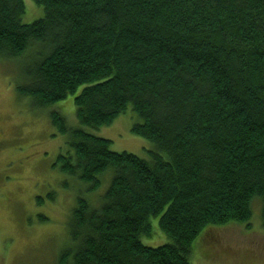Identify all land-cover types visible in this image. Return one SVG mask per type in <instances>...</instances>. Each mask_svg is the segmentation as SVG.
Wrapping results in <instances>:
<instances>
[{"label":"trees","instance_id":"1","mask_svg":"<svg viewBox=\"0 0 264 264\" xmlns=\"http://www.w3.org/2000/svg\"><path fill=\"white\" fill-rule=\"evenodd\" d=\"M32 1L43 15L23 23L24 1L0 0V64L66 136L53 166L103 188L94 207L77 197L60 264H191L196 236L249 221L255 200L264 228V0ZM79 86L78 122L130 106L150 159L66 123L53 105ZM152 217L156 247L140 240Z\"/></svg>","mask_w":264,"mask_h":264},{"label":"rangeland","instance_id":"2","mask_svg":"<svg viewBox=\"0 0 264 264\" xmlns=\"http://www.w3.org/2000/svg\"><path fill=\"white\" fill-rule=\"evenodd\" d=\"M23 1V23L43 15L34 1ZM17 65L0 64V264H60V252L71 245L68 222L77 197H84L94 207L103 188L90 191L85 183L53 166L58 155L66 151V136L52 126L50 110L37 109L30 98L20 100L15 90ZM81 88L53 105L66 123L110 139L114 151L150 159L149 150L154 145L131 132L133 123L140 120L130 106L109 125L93 128L78 122L74 97ZM251 207L249 221L210 228L208 241L204 240L207 228L196 236L191 264H264L260 203L255 200ZM150 224L151 235L140 237L144 245L169 242L159 228L158 217H152Z\"/></svg>","mask_w":264,"mask_h":264}]
</instances>
